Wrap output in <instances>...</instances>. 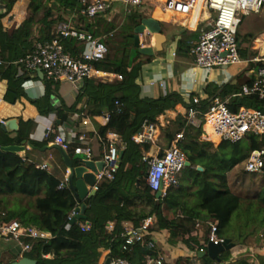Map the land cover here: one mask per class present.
Wrapping results in <instances>:
<instances>
[{"label":"trees","instance_id":"obj_1","mask_svg":"<svg viewBox=\"0 0 264 264\" xmlns=\"http://www.w3.org/2000/svg\"><path fill=\"white\" fill-rule=\"evenodd\" d=\"M18 1L0 0L6 11L0 14V81L7 84L3 100L8 104H15L24 97L22 84L29 78L27 74L18 77L17 67L12 62L30 51L35 42L52 39L57 24L79 8L77 0H25L27 11L24 18L16 21L17 26L9 31L3 27L1 20L10 14ZM141 15L137 19L132 14L127 15L130 23L126 25L127 32H124L122 42L112 44L103 41L108 53L103 60L94 64L98 70L122 76V80L111 83L86 81L74 106L61 109L58 113L62 124L67 120L68 113L75 112L76 105L85 97L87 116H108L106 124L97 129L99 137L106 140L107 134H116L121 140L119 150L124 151L114 181L101 182L95 195L85 200V215L93 226L90 232H81L78 223L67 226L78 203L69 189H58V178L47 169L37 168L38 164L27 156L1 149L21 146L23 142H30L35 148L47 145L48 140L42 143L30 140V134L36 128L35 122L20 121L18 130L12 134L0 128V214L4 213L6 220L18 219L23 226H32L50 234L49 239L35 241L30 252L22 256L20 251L14 252L12 259L5 264L23 257L36 260L37 264H98L105 251H108L107 258L118 256L132 264H144L146 256H158V248L132 246L123 250L121 234L126 227L137 229L144 219L151 216H156V222L150 230L167 233V243L173 250L178 244H184L190 251L196 247L207 251L208 229L195 237L191 236L197 220H218L217 237L229 240L234 246L258 243L264 236V167L258 174L244 170V161L251 151L264 148V135L248 134L241 141H222L216 147L202 139L203 114L208 111L209 101L214 96L227 101L231 112H237L239 108H251L264 113V99L257 95L233 97L241 92L244 85L251 86L253 77L246 76V73L255 71L258 67L256 64H250L245 72L240 73L235 78V84H209L205 88L206 98L201 99L198 105L200 126L187 124L184 115H177L164 129L170 142L177 134H183L180 148L190 166L185 167L179 177L180 188L169 191L162 199H156L146 185V164L142 158L143 152H147L150 146L147 143L136 144L132 137L141 131L144 122L156 124L157 118L165 111L174 109L178 104L185 108L188 106L176 94L158 99L140 98L136 80L142 72V57L152 59L141 55L133 47V28L141 18L146 17L144 12ZM78 21L83 23V30L96 36L93 26L88 24L92 20L79 16ZM182 35L184 41H194L198 37L197 32L188 33L184 29ZM237 40L239 42L238 33ZM64 46L74 54L83 49L73 39L64 40ZM190 48L188 44L187 49ZM53 83L47 81V86ZM48 93L44 100H47ZM53 128H57L56 123ZM75 147L76 144L71 143L67 148L73 159ZM198 166L203 168L202 172L196 170ZM235 168L242 170V183L245 184L244 179L248 178L247 188L253 187L255 193L242 195L230 189L227 175ZM137 201L142 205L138 206ZM108 223L114 224L111 233L105 229ZM47 255L52 258L42 257ZM255 258L259 264H264V255ZM171 264L253 263H249V257L244 255L228 262L203 255L195 258L177 257Z\"/></svg>","mask_w":264,"mask_h":264},{"label":"built area","instance_id":"obj_2","mask_svg":"<svg viewBox=\"0 0 264 264\" xmlns=\"http://www.w3.org/2000/svg\"><path fill=\"white\" fill-rule=\"evenodd\" d=\"M78 11L70 12L67 19L57 24L54 30V37L43 42H35L23 57L12 62L17 69H22L28 73L41 71L47 81L69 83L74 90L79 93L86 81H96L111 83L114 80L121 81L122 76L118 74L106 73L95 68L94 64L105 58L108 53L107 46L95 38L89 32L81 29L78 17L93 20L96 16L104 14L111 8L113 1H119L125 8L126 6L139 7L144 0H77ZM199 0H165L162 1L164 10L189 17L192 8ZM200 13L195 28L198 30V40L191 49L193 65L196 69L212 71L215 69H228L238 67L237 72H243L250 64L258 67L251 71L253 81L251 86L244 85L241 92L233 97L241 95L255 94L260 99H264V35H259L253 39L250 50L247 51V59L240 61L238 58L239 42L237 40L238 27L241 18L249 13H257L264 7V0H200ZM128 12V10H127ZM1 13V11H0ZM214 17L212 18V15ZM186 25V24H183ZM73 39L80 43L83 49L74 54L64 46V40ZM255 51L256 55L249 57L250 51ZM206 98V97H205ZM200 96L192 97L187 95L185 98L184 116L187 124L200 126L201 121L197 118L200 114L198 105ZM3 102H5L3 100ZM208 111L203 114L204 123H211L212 133L222 141L235 143L244 139L248 134L257 136L264 135V113L260 110L251 108H239L237 112H231L227 107V101H223L218 96H214L209 101ZM81 121L83 126L89 124V118L83 112ZM106 121L108 116L105 117ZM8 120L0 118V125ZM53 121L45 126L43 139L49 141V145H60L65 151L69 144L74 143L76 147L73 152L75 156H84L91 160L92 150L88 143L86 132H77L64 137L55 132ZM156 124L144 122L141 131L132 137L136 144L154 143L156 140ZM118 137L114 133H109L106 140L102 141L104 152L101 161L103 168L96 175V183L89 188L90 191L98 190V186L103 181H114L118 172L119 148L117 146ZM183 139L182 132L177 134L170 142V145L162 151V154L155 156L143 155L142 161L146 164L145 182L152 193L161 192V199L169 191L177 188L179 177L185 169L186 157L180 148ZM39 169H47V164L36 166ZM264 167V148L253 150L244 161V170L247 173H261ZM67 171V170H66ZM68 171L60 181L58 189L68 188ZM75 210V209H74ZM72 211L69 220L75 215ZM5 214H0V238L11 239L21 247V256L32 250L33 244L39 239H49L50 234L41 232L32 226H23L18 219L6 220ZM156 222V217L151 216L144 219L137 229L126 227L121 234L124 240L123 250L132 246L143 248H158L159 254L156 258L146 256L144 264H171L173 263L168 256L167 250L161 248L162 243L167 242V234L150 230ZM81 232H90L92 223L81 220L77 222ZM69 226V222L67 224ZM219 221L208 219L206 221H196L195 230L191 236H197L203 229H208V243L214 245L222 244L225 240L217 237ZM114 224L108 223L105 229L108 233L113 231ZM29 239L28 242L25 240ZM202 248L196 247L195 250L186 251L187 256L195 258L205 253ZM51 259L50 255L42 256ZM107 257L103 262L105 264ZM108 264H132L122 257H111Z\"/></svg>","mask_w":264,"mask_h":264},{"label":"crops","instance_id":"obj_3","mask_svg":"<svg viewBox=\"0 0 264 264\" xmlns=\"http://www.w3.org/2000/svg\"><path fill=\"white\" fill-rule=\"evenodd\" d=\"M200 3L201 2L199 0L198 3L193 6L189 17L186 15L176 14L171 11H162L157 6L151 10L150 14H147L149 17H153L159 21L168 33L165 34V29H162V32L167 38L166 43L163 45V50L161 52L162 54L155 53L156 56H152V59L147 60L146 63H143L141 75L136 80V83L140 88V98L158 99L172 94L178 95L183 102H185L187 95L191 96L192 94L194 95L193 97L200 96L201 98H205V88L209 84H216L217 86H224L230 82L235 84V78L240 73H243L245 70H247L245 69L243 72L238 73L236 71L238 67H230L228 69H220L222 72V74H220L218 73L219 69L204 71L194 67L193 56L190 52L195 46L198 37L194 41H189V39L184 41L182 31L184 29L188 33L197 32L199 35L198 30L195 28V23H197L199 18L201 7ZM122 7L123 5H120L112 10L109 9L104 14L114 16L117 14V12L120 13L122 11ZM0 11V14L6 12L2 3H0ZM26 11L27 2L25 0H19L13 7L10 14L1 20L3 27L9 31L12 29V26L15 28L17 26L16 21L22 20L26 14ZM143 12L145 13V8ZM252 14L255 15L252 20L253 23H264V7L259 12ZM11 18L14 20L13 23L8 22V20ZM243 18L244 17L241 18L240 24L243 22ZM176 22H179V26L176 25ZM8 23L10 25H8ZM82 24L83 23H79L81 29H83ZM88 24L93 26V29L96 33L95 37L102 42L108 41L112 44H120L122 42L123 36L125 35L124 32H127V27L125 23L122 22ZM170 25H174L173 31H170ZM135 27L136 26H134V28ZM161 28L163 27L161 26ZM262 30H264V28H261L258 33H261ZM260 35H264V33ZM144 37L150 38L149 35H145ZM187 42L191 45L190 50L187 49ZM151 45L152 43L147 46ZM142 46L146 45L142 44ZM26 74L29 78H27L22 84L24 97L18 100L15 104L3 102V96L7 90V84L5 81H0V118L8 120L10 118L17 117L18 126L20 121H34L36 128L30 134V140L35 143L43 142L45 126L49 123V121L56 123L57 128L55 129V132L63 135L64 137H68L75 131L86 132L88 136V143L92 150L91 160L95 163L101 161L104 152L102 141L105 140L99 137L97 134V129L100 126H104L106 124L104 114L97 117L88 116L89 124L87 126H83L81 123L83 117L80 114L83 112L85 115H87L85 113L86 99L83 97L76 105V110L79 112L75 110L73 113H68L67 120L61 124V121L58 119L59 111L61 109H69L73 107L78 93L67 82H54L53 84L49 85L50 87H48L47 80L43 74H40L39 72L28 73L22 69H17L18 77ZM246 76L253 77L252 72L249 71L246 73ZM47 93L49 94L48 98L47 100H44ZM184 108L185 107L182 104H178L174 107V109L165 111L163 115L157 118L156 125L158 130L156 132V140L154 143H147L149 144L150 149L147 152H143V155L155 156L162 153V151L170 145L168 134L164 129L169 125V121L174 120L177 115H184ZM202 132V138L205 140H210L208 133L203 127ZM120 144L121 140L119 138L117 141L118 148ZM45 146H49V144ZM31 147H26L25 152L19 155L27 156L30 161H33L38 165L44 163L49 165V171L61 181L67 174V171L59 152L53 148L41 150L44 146L41 148H35L31 145ZM81 157L82 159H85L84 156L81 155ZM180 245L185 249V251H187L188 248L184 244H178L177 247H180ZM161 248L167 250L168 256L174 252L167 242L164 244L162 243ZM241 248H245V246L236 245L232 249L221 253L219 257L222 261H231L234 259V257L236 258V255L240 253ZM262 249L264 251V244L262 245ZM107 255L108 251L103 252L104 258H106ZM170 260H172L171 257ZM255 260L257 264H259L256 258Z\"/></svg>","mask_w":264,"mask_h":264},{"label":"water","instance_id":"obj_4","mask_svg":"<svg viewBox=\"0 0 264 264\" xmlns=\"http://www.w3.org/2000/svg\"><path fill=\"white\" fill-rule=\"evenodd\" d=\"M14 26H12V31ZM133 47L138 50L141 55L152 57L155 53H160L163 50V45L166 43V36L162 32L161 24L159 21L153 17H143L140 19L138 25L133 30ZM149 35L152 37L151 46H142L141 45V36ZM40 74H43L41 71H38ZM59 124V122H58ZM0 128L7 132L13 133L16 132L19 128L17 124V117L8 119V121L0 125ZM26 147H31L29 142H23L21 146H9L2 147L1 149L4 152H10L15 154H22L25 152ZM32 148V147H31ZM50 148L56 149L61 159L68 171V188L71 193L74 195L78 206L75 208V215L69 220V226L74 225L75 223L86 220L85 215L86 204L85 200L91 198L95 195L94 191L89 192V188L93 187L96 183L95 175L102 170L103 162H93L88 159H77L76 161L65 151L60 145L53 144L49 146H44L41 150H48ZM124 151L119 152L118 164H121ZM190 163L186 161L185 167H189ZM196 170L199 172L203 171V168L198 166ZM156 199H160L161 192L157 191L155 193ZM234 247L233 243H230L229 240H225L222 244L214 245L213 243L207 244V251L200 254L198 257L203 255H208L213 260H221L219 255L224 251L232 249ZM110 261L109 258L106 259L105 264H108ZM9 264H37L36 260L23 257L17 261L11 262Z\"/></svg>","mask_w":264,"mask_h":264},{"label":"rangeland","instance_id":"obj_5","mask_svg":"<svg viewBox=\"0 0 264 264\" xmlns=\"http://www.w3.org/2000/svg\"><path fill=\"white\" fill-rule=\"evenodd\" d=\"M162 3H163L162 0L160 1L144 0V2H142V4L139 7L128 5L125 8L123 6L122 11L120 13L117 12V14L114 16L105 15V14L98 15L92 20V23H121L122 22V23H125V25H128L130 23V19L127 17V15L132 14V17L134 19H137L138 17L142 16L141 14L143 13L144 8H145V14H146L145 16H148L147 14H150L151 10H153L154 8L153 6H157L163 11L164 6ZM120 5L121 3L119 1H113L110 9L112 10ZM193 15H194V12H193ZM213 17H214V14L212 15V18ZM242 17H244L243 18L244 20L238 27V35H239L238 58L240 61H244L247 59L248 47L250 50V46L252 45L253 39L257 38L260 34L264 33V30H262L261 33H258V31L261 28H264V23H253L252 20L255 17L254 14L249 13L248 15H244ZM13 21H14L13 18L8 20L9 23H13ZM179 22H176L177 26H179ZM9 23L8 25H10ZM174 25L169 26V28L171 29V30L169 29L170 31L174 30ZM161 26L163 27L162 29L164 30L165 29L164 26L163 25ZM164 33L165 34L168 33L166 29L164 30ZM151 43H152V37L149 38V37L141 36V45L143 44L147 46ZM156 54H162V53H156ZM156 54L154 55L156 56ZM255 55H256V52L251 50L249 53V57L252 58ZM142 58H143V63H146L147 62L146 57H142ZM218 73L222 74L220 69L218 70ZM207 141H210L211 143H213L214 147L219 145V140L217 143L211 141V139ZM74 159L76 160L82 159V157L74 155ZM241 171L242 170H240V168H235L230 173H228L227 175L228 186L236 194L245 195L248 193H252V194L255 193V190L253 189V187L247 188L248 185L246 182H248V178L244 179L245 184L242 183L243 177H242ZM179 188L180 186H177V188L171 191H176ZM137 205L141 206L142 204L139 201H137ZM203 231H206V228L203 229ZM256 243L252 242L248 246H245V248H241L240 253L236 255V257L239 255H244L246 257H249V263L257 264L255 260L256 255H263V252H264L262 249V245L264 244V236L261 237V240L257 244ZM16 251H20V254H21V247L19 244L15 243L11 239L0 238V264H5L9 260H11L12 257L14 256V252ZM171 254L169 256L171 257L173 262L175 261V259L177 260V257L183 258L187 255L185 249L181 245L180 247H176L174 252H172ZM103 260H104V256L102 254L98 263L103 262Z\"/></svg>","mask_w":264,"mask_h":264},{"label":"bare ground","instance_id":"obj_6","mask_svg":"<svg viewBox=\"0 0 264 264\" xmlns=\"http://www.w3.org/2000/svg\"><path fill=\"white\" fill-rule=\"evenodd\" d=\"M204 130L208 133L210 139H211L213 142H215V143L218 142V140H219L218 137L212 133L211 123H207V124L204 126Z\"/></svg>","mask_w":264,"mask_h":264}]
</instances>
